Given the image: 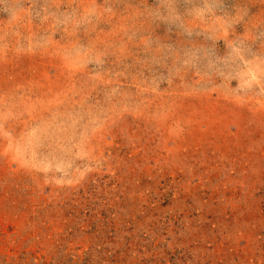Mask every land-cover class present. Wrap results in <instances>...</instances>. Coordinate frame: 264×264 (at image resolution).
Listing matches in <instances>:
<instances>
[{
	"label": "rangeland",
	"instance_id": "rangeland-1",
	"mask_svg": "<svg viewBox=\"0 0 264 264\" xmlns=\"http://www.w3.org/2000/svg\"><path fill=\"white\" fill-rule=\"evenodd\" d=\"M0 264H264V0H0Z\"/></svg>",
	"mask_w": 264,
	"mask_h": 264
}]
</instances>
